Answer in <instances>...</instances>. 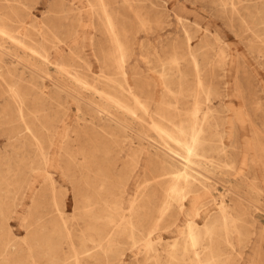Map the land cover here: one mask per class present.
Listing matches in <instances>:
<instances>
[{"label": "rangeland", "instance_id": "obj_1", "mask_svg": "<svg viewBox=\"0 0 264 264\" xmlns=\"http://www.w3.org/2000/svg\"><path fill=\"white\" fill-rule=\"evenodd\" d=\"M0 80V264H74L55 217L77 264H264V0H0ZM116 211L133 233L92 248Z\"/></svg>", "mask_w": 264, "mask_h": 264}, {"label": "bare ground", "instance_id": "obj_2", "mask_svg": "<svg viewBox=\"0 0 264 264\" xmlns=\"http://www.w3.org/2000/svg\"><path fill=\"white\" fill-rule=\"evenodd\" d=\"M220 1V0H219ZM236 1H238V0H236ZM249 1V0H248ZM240 2V1H239ZM244 2V1H243ZM220 3V2H219ZM232 5V4H231ZM222 6H223V4H222ZM240 7H241V5H239ZM245 6V5H244ZM239 7V8H240ZM246 7V6H245ZM248 8V7H247ZM246 8V9H247ZM234 10V9H233ZM246 12V11H245ZM248 12V11H247ZM246 12V13H247ZM236 13V12H235ZM249 13V12H248ZM247 13V14H248ZM59 14V13H58ZM10 15V14H9ZM7 20V19H6ZM98 20H99V18H98ZM96 21V20H95ZM99 22V21H98ZM8 23V22H7ZM92 24V23H91ZM109 27V26H108ZM108 29V28H107ZM33 31V30H32ZM110 31V30H109ZM111 32L112 31H110V34H111ZM7 33V32H6ZM113 35V34H112ZM2 36H4L3 34H2ZM1 36V37H2ZM73 36V35H72ZM113 37V36H112ZM26 38V37H25ZM187 38V37H186ZM26 39H28V38H26ZM32 39V38H31ZM52 39V38H51ZM114 39H116V38H114ZM9 40V39H8ZM42 40V39H41ZM53 40V39H52ZM28 41V40H27ZM12 42V41H11ZM54 42V41H53ZM115 42V41H114ZM9 43V42H8ZM116 43V42H115ZM19 45V44H18ZM34 45V44H33ZM46 45H47V43H46ZM117 45V44H116ZM49 46H51V45H49ZM91 46V45H90ZM188 46V45H187ZM54 47V46H53ZM51 50V49H50ZM77 51V50H76ZM118 51H119V49H118ZM125 51V50H124ZM30 52V51H29ZM206 52V51H205ZM33 53V52H32ZM69 53H70V51H69ZM78 53V52H77ZM50 54V53H49ZM121 54V53H120ZM37 56V55H36ZM34 57V56H33ZM70 58V57H69ZM194 58V57H193ZM106 61V60H105ZM118 61V60H117ZM193 61V60H192ZM19 62V61H18ZM122 62V61H121ZM117 64V63H116ZM122 64V63H121ZM178 64V63H177ZM37 67V66H36ZM56 68V67H55ZM60 69V68H59ZM62 69V68H61ZM64 70H65V68H63ZM88 70H90L89 68H88ZM61 73L63 72L62 70L60 71ZM100 72V71H99ZM10 73V72H9ZM65 73V72H64ZM73 73V72H72ZM178 73V72H177ZM8 74V73H7ZM14 74V73H13ZM12 74V75H13ZM65 75H67L66 73H65ZM78 75V74H77ZM9 76V75H8ZM93 76V75H92ZM100 76V75H99ZM122 76V75H121ZM102 77V76H101ZM120 77V76H119ZM118 77V78H119ZM180 78H181V76H179ZM12 78V77H11ZM74 78V77H73ZM105 78V77H104ZM139 78V77H138ZM177 78V77H176ZM179 78V79H180ZM110 78H108V80H109ZM124 79H126L125 77L123 78V80ZM132 79V78H131ZM136 79V78H135ZM135 79H133V80H135ZM140 79V78H139ZM14 80V79H13ZM17 80V79H16ZM65 80V79H64ZM68 80V79H67ZM72 80V79H71ZM106 80V79H105ZM112 80V79H111ZM1 81V80H0ZM18 81V80H17ZM80 82V81H79ZM110 82H112V81H110ZM121 82H122V80H121ZM146 82V81H145ZM183 82V81H182ZM2 83H4V82H2ZM113 83V82H112ZM119 83V82H118ZM79 84V83H78ZM182 84V83H181ZM77 85V84H76ZM100 85V84H99ZM110 85V84H109ZM116 85V84H115ZM146 85V84H145ZM100 86H102V85H100ZM32 87V86H31ZM105 87V86H104ZM116 87V86H115ZM8 88V87H7ZM108 88V87H107ZM117 88V87H116ZM171 88V87H170ZM180 88V87H179ZM185 88V87H184ZM34 89V88H33ZM92 89V88H91ZM90 89V90H91ZM142 88L139 86V90H137L138 92L141 90ZM168 89V88H167ZM204 89V88H203ZM120 90V89H119ZM119 90H117V91H119ZM136 90V89H135ZM182 90V89H181ZM201 90V89H200ZM10 91V90H9ZM116 91V92H117ZM136 91V92H137ZM136 92H130L129 90L128 91H123V92H120V98H122L123 100H125V102H126V100H131L132 102H136V100H137V97H138V94L136 93ZM10 93V92H9ZM111 93V92H110ZM110 93L108 94V95H110ZM114 93H115V91H114ZM119 93V92H118ZM185 93H187V92H185ZM13 94V93H12ZM96 94V93H95ZM112 94V93H111ZM140 94V93H139ZM169 94H171V93H169ZM101 95V94H100ZM142 95V94H141ZM141 95H139V96H141ZM173 95H175V94H173ZM10 96H12L11 95V93H10ZM17 96V95H16ZM42 96V95H41ZM104 96V95H103ZM102 96V97H103ZM116 96H117V94H116ZM13 97H15V96H13ZM44 97V96H43ZM105 97V96H104ZM115 97V96H114ZM207 97V96H206ZM205 97V98H206ZM106 98V97H105ZM15 99V98H14ZM121 99V100H122ZM207 99V98H206ZM13 100V99H12ZM15 100H17V98L15 99ZM108 100V99H107ZM110 100V99H109ZM108 100V101H109ZM122 100V101H123ZM208 100V99H207ZM114 101H115V103H117L120 107H122V108H124L125 106L120 102V99L119 98H114ZM19 104L18 105H20V102L19 101H17ZM16 102H14V104H15ZM130 104V103H129ZM16 105V104H15ZM134 105V104H133ZM20 107V106H19ZM119 107V108H120ZM140 107V106H139ZM142 107V106H141ZM17 108V107H16ZM18 109V112H19V110H20V108H17ZM141 109V108H140ZM195 108H193V110H194ZM25 110V109H24ZM124 110V109H123ZM126 110H128V109H126ZM207 110V109H206ZM158 111L160 112L161 111V107L159 106V108H158ZM126 112V111H125ZM128 113H129V111H128ZM212 113V112H211ZM214 113V112H213ZM133 115V114H132ZM127 116V115H126ZM17 117V116H16ZM159 117H162L161 115H159ZM197 118V117H196ZM203 118H204V116H203ZM21 119V118H20ZM143 120V119H142ZM161 120V119H160ZM159 120V121H160ZM207 120V119H206ZM21 121H22V119H21ZM162 121V120H161ZM168 121V120H167ZM23 123V122H22ZM127 123V122H126ZM165 123V122H164ZM168 123H170L169 124V127H162V126H159V123L156 125L155 123L152 125V128H153V130L152 131H156V132H160V133H163V135L166 137V138H168V139H170V140H168V142L170 141H172V143H174V145H175V147H172V146H169L167 149L169 150V153L170 154H172V155H175V156H177V157H179V158H183V162L179 165V167L178 166H176V165H174V164H171V165H169V166H167V167H163L161 170L164 172V174L165 175H172L171 177H173V179H172V181L173 182H177V183H180L181 184V187H182V185H187V187H190L191 186V182L189 181V178L191 177V175H190V173H189V169H188V163L190 162L187 158H185L184 156H182L181 155V152L182 153H184V154H190V153H193V152H196V150H198V149H195L194 147H193V141L192 142H190V143H187L186 141H185V129L184 128H178L177 126H175L174 124H172L171 122H169L168 121ZM189 123V122H188ZM140 124H142L143 125V123H140ZM205 124V123H204ZM180 125V124H179ZM184 125V124H183ZM189 125V124H188ZM197 125V124H196ZM22 126H23V124H22ZM216 126V125H215ZM149 128H151V127H149ZM151 128V129H152ZM197 128V127H196ZM198 129V128H197ZM27 130V129H26ZM201 130V129H200ZM199 129H198V131H200ZM28 131V130H27ZM154 131V132H155ZM202 131V130H201ZM190 132V131H189ZM29 134H30V132H29ZM157 134H159V133H157ZM121 135V134H120ZM161 135V134H160ZM198 135V134H197ZM200 135V134H199ZM202 135V134H201ZM193 137L194 136H191V138H192V140H193ZM187 138H189V137H187ZM190 139V138H189ZM221 139V138H220ZM32 140L35 142V144H36V147H38V151L40 152V154L41 155H43V153L41 152V148L39 147V144H38V142L36 141V137H32ZM161 140V139H160ZM165 140V139H164ZM191 140V139H190ZM194 140H195V138H194ZM197 140V139H196ZM195 140V141H196ZM125 142V141H124ZM197 142V141H196ZM198 145V144H197ZM195 146H196V144H195ZM211 146V145H210ZM210 148V147H209ZM201 149H204L203 148V146H202V148ZM211 149V148H210ZM215 149L217 150V149H219V148H217L216 146H215ZM212 150V149H211ZM201 151V150H200ZM220 151H222V148L220 149ZM216 152H218V151H216ZM197 154H198V151H197ZM196 154V155H197ZM215 154V153H214ZM43 157V156H42ZM162 157V156H161ZM195 158V157H194ZM200 158V157H199ZM155 159V158H154ZM157 161H159L158 159H157ZM212 161V160H211ZM163 163V162H162ZM158 165H159V163H158ZM164 165V164H163ZM191 166V165H190ZM169 177V176H168ZM167 179V178H166ZM171 181V182H172ZM145 182V181H144ZM170 183V182H169ZM194 183V182H193ZM150 184V183H149ZM147 185V184H146ZM193 186V185H192ZM172 187V186H171ZM175 187H177V186H175ZM185 187V186H184ZM192 188V187H191ZM56 192V191H55ZM143 195V194H142ZM142 195H139V196H142ZM51 196H52V198L55 200V195H54V190H53V188H52V190H51ZM146 199V198H145ZM153 200V199H152ZM55 202V201H54ZM148 204V203H147ZM175 205V204H174ZM163 206H164V204H163ZM168 206V205H167ZM136 210V209H135ZM115 216H117L118 218L116 219V220H120V224H114V222H116L115 221V219H114V215H111V216H108L107 217V219H106V223H103L102 225H100L98 228H96V226L94 227L93 226V236L90 238V239H87V241H88V243H90V244H92V248H95V247H97V248H100V249H103V246H105V245H107V247L109 246V245H111V243H112V241H113V237L117 234H119L121 231H124V229L125 230H127L128 231V229H130V232L131 233H133V231H134V229H133V227H132V221H131V219L130 218H127L126 220L124 219V217L122 216L121 217V215H119V211H116L115 212ZM4 220V219H3ZM216 224V223H215ZM208 225V224H207ZM51 227H50V229H51V233L53 234V235H55V233H56V235H57V238H63L64 240H65V242L69 245V248L71 249V252H72V254H71V258H73V260H74V264H77V254H76V249H77V247H76V245L74 244V242L71 240V238H70V235H69V233H68V229H67V227H66V225H65V221H64V219L63 218H57V217H55V219L54 220H52V222H51V225H50ZM112 226V227H111ZM214 226V225H213ZM114 227V228H113ZM9 229V228H8ZM116 229V230H115ZM132 229V230H131ZM212 229H213V227H212ZM4 230H6V229H4ZM209 230V229H208ZM112 231V232H111ZM207 232V231H206ZM220 232V231H219ZM219 232H217V233H219ZM121 233H123V232H121ZM207 233H209V231L207 232ZM80 236H82V234L80 235ZM190 236H193L192 234H190ZM212 236V235H211ZM145 237H147V236H141V238H142V240L143 239H145ZM189 238V237H188ZM213 238V237H212ZM191 239V238H190ZM222 239V238H221ZM55 240V239H54ZM226 240V239H225ZM43 241V240H42ZM81 241H83L82 243H81V245L84 247L86 244L84 243V242H86V241H84V237L82 236V240ZM205 242V241H204ZM224 242V241H223ZM47 243V246H48V254L46 255V257H47V262L49 263V264H55V261L56 260H58L57 262H59V263H61L62 261H64V260H66V259H62L63 258V256H60L59 255V250H60V248H59V246L55 243V242H53L52 240H50V241H48L47 240V242H45V244ZM195 242H194V239H192V244H194ZM213 243V242H212ZM134 244V243H133ZM197 244V243H196ZM211 245H213V244H211ZM149 246V245H148ZM197 246V245H196ZM211 247V246H210ZM92 248H89V250L90 249H92ZM207 248V247H206ZM47 249V248H46ZM180 249V248H179ZM182 249V248H181ZM6 250V249H5ZM210 250V249H209ZM87 252H88V250H86ZM7 252V251H6ZM104 253V252H103ZM35 254V253H34ZM5 255V254H4ZM42 257V256H41ZM60 257H62V258H60ZM39 258V257H38ZM182 258V257H181ZM4 260V259H3ZM197 260V259H196ZM10 262V261H9ZM11 262H13V261H11ZM197 262V261H196ZM58 263V264H59ZM171 263V262H170ZM6 264V263H5Z\"/></svg>", "mask_w": 264, "mask_h": 264}]
</instances>
